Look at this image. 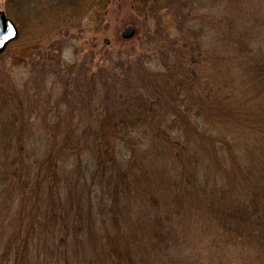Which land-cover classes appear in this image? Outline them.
<instances>
[{
	"label": "rangeland",
	"instance_id": "1",
	"mask_svg": "<svg viewBox=\"0 0 264 264\" xmlns=\"http://www.w3.org/2000/svg\"><path fill=\"white\" fill-rule=\"evenodd\" d=\"M0 10V264H264V0Z\"/></svg>",
	"mask_w": 264,
	"mask_h": 264
},
{
	"label": "trees",
	"instance_id": "2",
	"mask_svg": "<svg viewBox=\"0 0 264 264\" xmlns=\"http://www.w3.org/2000/svg\"><path fill=\"white\" fill-rule=\"evenodd\" d=\"M160 55H161V65H164V60H168V57L166 58V59H164V56L165 55H163V54H161V52L159 53ZM175 58H177L175 61H172V62H168V65H164V66H162V68L164 67V68H167V69H170V71H177L178 70V68L177 67H180V66H182L183 67V65L185 64L182 60V58H179L178 57V54H176L175 53ZM113 61V60H112ZM112 64H109V71H105V75H104V73L103 72H101V75H102V77H100L99 78V81H102V83L101 84H99V86L100 85H102V87H101V89H105V87H106V89L109 87V84L111 85V83H112V81H113V79L112 78H115L114 77V74L113 73H115V72H118V71H116V65H114V66H111ZM124 68V67H123ZM128 70V69H127ZM164 76H166V78H168V83H170V81L171 80H179V77L177 76V75H174L173 74V76H172V74H170V71L169 70H166V69H164ZM127 72V71H126ZM94 75H93V73L91 72V74H90V72H89V75L88 76H86V73L84 72V78L85 79H88V84H89V82H93L94 84H95V82H97L98 81V79H96L95 77H93ZM87 77V78H86ZM164 79H165V77H164ZM77 81L78 80H75L74 82H75V86L77 87ZM118 85V83L116 82L114 85H112L113 86V88L116 90V88L118 87L117 86ZM137 97V96H136ZM138 98V100L136 101V104H137V106L138 107H141V105L143 104L142 103V99H141V97L140 96H138L137 97ZM108 99L109 98H106V100H107V103H104V104H106L105 106H103V105H101V107H100V109L102 110L103 109V107H106V106H108ZM152 100H154V98L152 99ZM113 103H114V106H116V102L115 101H113ZM162 103V101L161 100H159L158 99V104H161ZM109 105H112V101H110L109 102ZM99 109V108H98ZM112 113V112H111ZM85 133V132H84ZM165 137V139H168V141H173V139H171L170 137L168 138L167 137V135H165L164 136ZM69 146H72V145H69ZM48 159V158H47ZM50 161V160H49ZM48 161V162H49ZM44 166V165H43ZM48 167H46L47 168V170H50L49 172L52 174H54V172L56 171V165H55V162H54V159H53V165H52V163L51 162H49V164L47 165ZM54 171V172H53ZM14 173H16L15 172V170H13V172H12V174H14ZM56 173V172H55ZM15 175V174H14ZM254 189L256 190V191H258L260 194H263L264 193V184H262V183H258V184H256V185H254Z\"/></svg>",
	"mask_w": 264,
	"mask_h": 264
},
{
	"label": "water",
	"instance_id": "3",
	"mask_svg": "<svg viewBox=\"0 0 264 264\" xmlns=\"http://www.w3.org/2000/svg\"><path fill=\"white\" fill-rule=\"evenodd\" d=\"M16 23L6 16L5 12L0 10V53L13 42L19 35ZM135 32L132 25L127 26L120 34L124 38L131 37Z\"/></svg>",
	"mask_w": 264,
	"mask_h": 264
}]
</instances>
